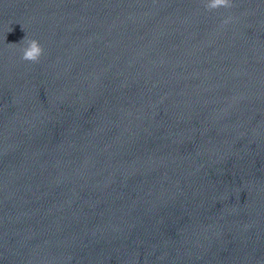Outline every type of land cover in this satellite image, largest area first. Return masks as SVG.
<instances>
[{
    "label": "clouds",
    "instance_id": "9594fccd",
    "mask_svg": "<svg viewBox=\"0 0 264 264\" xmlns=\"http://www.w3.org/2000/svg\"><path fill=\"white\" fill-rule=\"evenodd\" d=\"M231 0H207L205 8L209 11L213 9H218L220 7L230 8L232 7ZM230 19V18H229ZM228 20H225L224 23H228ZM22 30L23 27H22ZM11 31V30H10ZM26 45L20 49L21 51V60L28 61L32 63H37L40 60V57L43 54V47L38 40L28 38L26 35L19 43H9L10 46H16L18 44Z\"/></svg>",
    "mask_w": 264,
    "mask_h": 264
}]
</instances>
